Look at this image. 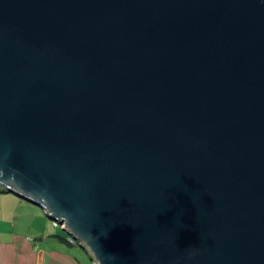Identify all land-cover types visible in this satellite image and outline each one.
<instances>
[{"label": "water", "instance_id": "obj_1", "mask_svg": "<svg viewBox=\"0 0 264 264\" xmlns=\"http://www.w3.org/2000/svg\"><path fill=\"white\" fill-rule=\"evenodd\" d=\"M0 185L95 264H264V0H0Z\"/></svg>", "mask_w": 264, "mask_h": 264}, {"label": "crops", "instance_id": "obj_2", "mask_svg": "<svg viewBox=\"0 0 264 264\" xmlns=\"http://www.w3.org/2000/svg\"><path fill=\"white\" fill-rule=\"evenodd\" d=\"M6 192L0 185V264H88L72 238L51 234L28 200Z\"/></svg>", "mask_w": 264, "mask_h": 264}, {"label": "rangeland", "instance_id": "obj_3", "mask_svg": "<svg viewBox=\"0 0 264 264\" xmlns=\"http://www.w3.org/2000/svg\"><path fill=\"white\" fill-rule=\"evenodd\" d=\"M6 195H12L14 198H21L18 194L14 193V192H10V191L6 192ZM29 205L32 207H35L38 210V212H40V214L45 218V220L47 221V224L49 225L48 231H50L51 234L59 233V234H62L63 236H65L66 238H68L69 240H70V238H72L70 236V234H68V232L62 228V225L60 223L55 222L52 218H50L46 214L43 207H41L40 205H37L35 203L33 204V202H30ZM71 241L73 242V244L75 246H78L81 249L83 259L86 260L88 262V264H94L92 259H91V254L89 253V251H87L88 249H86L85 246L81 245L80 243H78L74 239Z\"/></svg>", "mask_w": 264, "mask_h": 264}, {"label": "trees", "instance_id": "obj_4", "mask_svg": "<svg viewBox=\"0 0 264 264\" xmlns=\"http://www.w3.org/2000/svg\"><path fill=\"white\" fill-rule=\"evenodd\" d=\"M2 188H3V187H2ZM61 236L65 238V236H63L62 234H61Z\"/></svg>", "mask_w": 264, "mask_h": 264}, {"label": "built area", "instance_id": "obj_5", "mask_svg": "<svg viewBox=\"0 0 264 264\" xmlns=\"http://www.w3.org/2000/svg\"><path fill=\"white\" fill-rule=\"evenodd\" d=\"M55 222H57V221H55ZM58 223V222H57ZM56 224V223H55Z\"/></svg>", "mask_w": 264, "mask_h": 264}]
</instances>
